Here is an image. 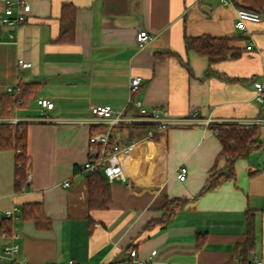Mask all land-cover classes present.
<instances>
[{"label":"crops","instance_id":"crops-1","mask_svg":"<svg viewBox=\"0 0 264 264\" xmlns=\"http://www.w3.org/2000/svg\"><path fill=\"white\" fill-rule=\"evenodd\" d=\"M26 1L25 23L0 25V122L16 118L25 127L31 172L26 186L15 189L14 150H0V244H18L12 264H119L131 249L153 264H228L246 239V216L254 239L248 261L264 260V104L253 98L254 80L264 83V0ZM63 3L76 7L71 41L57 39ZM237 7L257 11L261 20L239 32ZM139 30L152 35L142 49L136 46ZM201 35L226 38L237 54L210 64L184 44L185 37ZM19 58L31 67H19ZM132 75L141 77V86L129 95ZM15 85L25 89L26 100L4 115L6 89ZM39 97L53 103L48 121L37 119ZM128 97L174 118L195 110L200 119L152 136L145 122L116 124L112 140L137 143L121 158L128 178L109 183L106 208L90 209L79 165L88 158L90 133L106 127L90 122L89 109L110 105L136 119ZM258 118L261 148L235 161L234 179L199 195L212 171L224 168L217 128L254 125ZM180 167L186 168L183 181L176 177ZM170 198L186 201L167 224L146 227L164 215ZM30 204L40 206L49 228L24 218ZM14 206L15 218L3 219ZM198 234L204 239L199 246Z\"/></svg>","mask_w":264,"mask_h":264},{"label":"built area","instance_id":"built-area-1","mask_svg":"<svg viewBox=\"0 0 264 264\" xmlns=\"http://www.w3.org/2000/svg\"><path fill=\"white\" fill-rule=\"evenodd\" d=\"M223 4L230 3L229 0H222ZM30 11V5L26 0H4L3 10L0 14V25L7 28H15L23 24L27 20L28 13ZM235 23L234 27L239 32L246 30L247 22H259L261 15L254 10L246 8H235ZM9 38H13L12 33L8 34ZM152 39V35L146 30H139L136 35V46L139 49L144 48ZM246 49H251V43H249ZM17 65L22 68L31 67L30 61H25L19 58ZM129 95L137 91L141 86V77L139 75H132L129 77L128 82ZM254 92L253 98L260 104H264V83L254 80L253 82ZM19 91V86H10L6 89L9 94H16ZM128 101L133 103L138 110V118L125 119L120 113L116 111L110 105H92L89 109L90 122L103 123L105 129L90 133L88 136V158L79 165L80 171L87 175L96 171H101L108 183L115 180L127 181L128 174L125 173L121 164V158H126L129 153H132L136 147V141L130 142H118L112 140L111 129L119 123L132 124L134 121H141L149 124L151 127L146 131L147 136H152L154 131H161L169 129L170 127L190 126L198 119V113L194 110L188 116L181 118H174L167 109L158 107H145L138 100L128 97ZM38 106L39 121H48V115L46 110L51 109L53 103L50 99L45 97H39L36 100ZM19 120L16 118L5 121L11 128H15ZM262 122V119H256V123ZM203 123L208 125L210 119H203ZM19 153V150H16ZM186 175V168L180 167L176 177L183 181ZM31 172L27 171L26 181H30ZM64 186L69 185V181L63 183ZM18 211L16 206L11 207L3 212V217L15 218L14 213ZM2 238H8L6 232H1ZM19 252V246L13 241L0 244V262L13 263L16 261V255ZM155 251L152 252V255ZM126 264H153L151 259H141L137 257L135 249L129 251L128 260ZM66 264H79L72 260L67 261ZM228 264H264V260L254 258L248 263H241L238 257H235Z\"/></svg>","mask_w":264,"mask_h":264},{"label":"trees","instance_id":"trees-1","mask_svg":"<svg viewBox=\"0 0 264 264\" xmlns=\"http://www.w3.org/2000/svg\"><path fill=\"white\" fill-rule=\"evenodd\" d=\"M76 7L69 3H63L60 16V34L58 40L71 41L73 37V26ZM184 44L186 50H192L198 55L205 56L208 61L215 63L237 54L232 51L228 45V41L224 37H211L209 35H201L198 37H185ZM25 89L19 86V91L16 94H9L3 98L2 114L9 115L12 112L15 101L20 100V104L26 100ZM16 96L15 99L12 98ZM216 134L220 140L221 150L219 156L224 158V168L222 170L214 169L208 177L206 183L201 188L199 195L218 187L225 181L234 179L235 170L234 163L238 158H245L254 151L261 148V142L257 135V126H236L225 125L217 128ZM26 135L25 127L17 124L15 128L9 127L5 122H0V150H14V174H15V189L21 190L26 186V173L28 156L26 154ZM19 150V153L16 152ZM87 206L90 209L106 208L107 200L109 199V183L107 182L101 171H96L87 174ZM186 199L170 198L164 200V215L152 222H149L146 227L153 224H167L174 213L183 206ZM24 218L31 219L37 228H49L50 219L44 216L40 206L34 204L25 205L23 208ZM8 220L9 218H3ZM8 232L7 226L3 228ZM247 236L244 242L239 243L235 247L234 254L238 256L241 263H248V254L253 250V231L250 217L246 216ZM197 245L201 244L203 237L200 234L197 236ZM201 240V241H200ZM0 264H11L8 262H0ZM126 264V263H119Z\"/></svg>","mask_w":264,"mask_h":264},{"label":"rangeland","instance_id":"rangeland-1","mask_svg":"<svg viewBox=\"0 0 264 264\" xmlns=\"http://www.w3.org/2000/svg\"><path fill=\"white\" fill-rule=\"evenodd\" d=\"M26 175H27V173H26Z\"/></svg>","mask_w":264,"mask_h":264}]
</instances>
